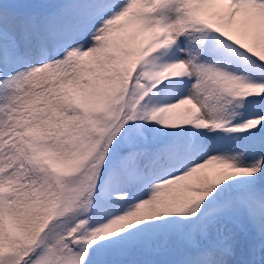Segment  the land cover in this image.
Masks as SVG:
<instances>
[{
  "label": "snow or ice",
  "instance_id": "obj_1",
  "mask_svg": "<svg viewBox=\"0 0 264 264\" xmlns=\"http://www.w3.org/2000/svg\"><path fill=\"white\" fill-rule=\"evenodd\" d=\"M0 264H264V0H0Z\"/></svg>",
  "mask_w": 264,
  "mask_h": 264
},
{
  "label": "rangeland",
  "instance_id": "obj_2",
  "mask_svg": "<svg viewBox=\"0 0 264 264\" xmlns=\"http://www.w3.org/2000/svg\"><path fill=\"white\" fill-rule=\"evenodd\" d=\"M237 251L239 252V249Z\"/></svg>",
  "mask_w": 264,
  "mask_h": 264
}]
</instances>
